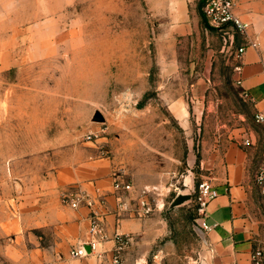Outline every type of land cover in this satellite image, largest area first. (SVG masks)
I'll list each match as a JSON object with an SVG mask.
<instances>
[{
	"label": "rangeland",
	"instance_id": "rangeland-1",
	"mask_svg": "<svg viewBox=\"0 0 264 264\" xmlns=\"http://www.w3.org/2000/svg\"><path fill=\"white\" fill-rule=\"evenodd\" d=\"M167 16L155 0H0V191H52L59 169L105 159L136 208L144 186L172 188L150 194L127 264H216L195 199L204 145L259 128L261 160L264 131L231 36L203 21L183 36ZM178 193L192 198L172 207Z\"/></svg>",
	"mask_w": 264,
	"mask_h": 264
},
{
	"label": "crops",
	"instance_id": "crops-1",
	"mask_svg": "<svg viewBox=\"0 0 264 264\" xmlns=\"http://www.w3.org/2000/svg\"><path fill=\"white\" fill-rule=\"evenodd\" d=\"M155 1L180 35L197 31L202 21L200 0ZM235 11L251 24L250 34L259 39L258 47H247L236 60L242 69L234 73L236 82L242 80L240 90L247 91L256 114L264 112V0H237ZM242 43L237 36L235 50ZM257 126L264 131V121ZM260 139L261 130L248 126L228 129L214 143L204 145L199 161L202 175L218 191L205 216L212 226L209 242L216 250V264H251L257 241L264 240V196L253 180L254 170L262 160L255 152ZM112 171L111 162L89 159L59 169L52 191L27 192L16 199L4 197L0 191V264H112L116 228L132 236L126 252L128 261L129 251L145 234L146 221L132 202L133 197H126L127 210H119V197L125 198V194L114 189ZM64 186L107 198L104 221L109 237L99 247L101 258L96 254L78 258L70 255L71 248L87 238L91 209L65 205L57 191ZM85 248L89 250L87 244Z\"/></svg>",
	"mask_w": 264,
	"mask_h": 264
},
{
	"label": "built area",
	"instance_id": "built-area-1",
	"mask_svg": "<svg viewBox=\"0 0 264 264\" xmlns=\"http://www.w3.org/2000/svg\"><path fill=\"white\" fill-rule=\"evenodd\" d=\"M236 4L237 0H207L203 10L210 26L228 34L231 36L233 41H235L237 36L243 40V43L236 49V58L240 59L247 47L259 46V39L258 36L250 34L251 24L242 19V17L236 13ZM234 68L236 72H240L242 69L240 64H236ZM237 83L240 85L242 80L240 78L237 79ZM242 94L245 97H248L247 91H242ZM255 120L256 122H263L264 112L256 113ZM246 143L249 142L247 141ZM253 180L260 194L264 196V154L261 162L254 170ZM113 186L117 192H120V194H132L135 190L134 185L131 182H125L124 180L117 178L114 180ZM165 189L168 192L172 190L171 187L166 188L161 184L153 186L146 185L140 189L137 196L136 209L138 212L142 215L151 214L154 211L155 206H153L150 200V194L153 195V197L161 196L163 194L162 191ZM217 195L218 191L213 186L212 181L209 178H203L198 183L195 195L197 211L200 216L201 225L206 230L212 229V226H210L205 220L207 208L211 200H213ZM156 201V206L160 207L159 201ZM62 202L72 208H79L85 205L91 209L87 238L84 242L73 246L70 250V255L73 258H78L88 256L90 254H96L99 258H101L102 253L100 252L99 247L109 237L104 221V209L107 208V198L105 195L100 194L97 195V197H94L88 192L76 188L72 191L63 192ZM161 203V207H163V200ZM128 207V201L120 195L118 202L119 210L124 211L127 210ZM113 238L115 240V246L113 248L112 264H127L126 252L132 244V236L128 233L121 232L119 228H116ZM86 244L89 246V250L85 248ZM134 264H140V262L136 261ZM251 264H264V240L257 241V244L251 254Z\"/></svg>",
	"mask_w": 264,
	"mask_h": 264
},
{
	"label": "water",
	"instance_id": "water-1",
	"mask_svg": "<svg viewBox=\"0 0 264 264\" xmlns=\"http://www.w3.org/2000/svg\"><path fill=\"white\" fill-rule=\"evenodd\" d=\"M95 118L98 120H102L104 119V116L101 113H97ZM191 198H192V194L190 193H178L177 196L172 201L171 206L174 207L180 205Z\"/></svg>",
	"mask_w": 264,
	"mask_h": 264
},
{
	"label": "trees",
	"instance_id": "trees-1",
	"mask_svg": "<svg viewBox=\"0 0 264 264\" xmlns=\"http://www.w3.org/2000/svg\"><path fill=\"white\" fill-rule=\"evenodd\" d=\"M206 1L207 0H200L199 1V5H198V9H199V13H200V16L202 18V21H203L204 25L210 27V25H209V23L207 21V18L205 16L204 10H203V8H204V6L206 4Z\"/></svg>",
	"mask_w": 264,
	"mask_h": 264
}]
</instances>
